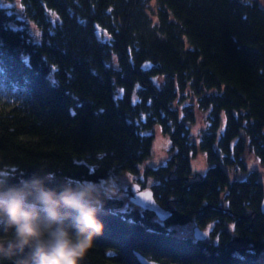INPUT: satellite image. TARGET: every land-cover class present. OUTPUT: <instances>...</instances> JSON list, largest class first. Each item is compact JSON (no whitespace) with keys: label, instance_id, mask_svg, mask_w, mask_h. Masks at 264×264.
I'll return each instance as SVG.
<instances>
[{"label":"trees","instance_id":"16d2710c","mask_svg":"<svg viewBox=\"0 0 264 264\" xmlns=\"http://www.w3.org/2000/svg\"><path fill=\"white\" fill-rule=\"evenodd\" d=\"M158 123L172 155L136 181L166 221L122 198ZM247 151L264 164V0L0 1V171L120 180L83 264H264L260 174L230 182L223 167L246 170ZM191 222L209 238L179 229Z\"/></svg>","mask_w":264,"mask_h":264},{"label":"clouds","instance_id":"9594fccd","mask_svg":"<svg viewBox=\"0 0 264 264\" xmlns=\"http://www.w3.org/2000/svg\"><path fill=\"white\" fill-rule=\"evenodd\" d=\"M120 180H75L41 167L0 171V264H83L104 228L99 214Z\"/></svg>","mask_w":264,"mask_h":264},{"label":"rangeland","instance_id":"374dc122","mask_svg":"<svg viewBox=\"0 0 264 264\" xmlns=\"http://www.w3.org/2000/svg\"><path fill=\"white\" fill-rule=\"evenodd\" d=\"M5 1V0H0ZM34 28V27H33ZM35 29V28H34ZM201 116L198 120V122L194 125L192 128V134L194 142L197 145L196 151L191 155L190 158V165L194 172L198 173L199 176L204 175L209 167V162L207 160V155L205 151L200 147L199 140H200V128L201 126ZM151 133L154 135L153 143H152V149H151V155L148 159L144 160L139 164V173L138 174H128L122 177V182L125 187H132L134 184L137 183L136 179L138 178H145V169L147 167H157L161 164H165L168 159L172 155V151L170 150L171 143L169 135L163 132L161 124H156L154 128L152 129ZM245 160H246V166L247 169L244 170L241 166H233V165H226L223 164L224 169L226 170L229 181L232 182L234 180L239 179H246L248 177V174L252 170H257L260 174V180L264 185V164L261 163V161L249 151L245 154ZM153 182V178L148 177V183L151 184ZM225 192V191H224ZM132 194L124 193L122 198L124 199L125 206L127 207H136L134 203L131 202L130 197ZM224 193L222 194V202L226 206L227 203L223 198ZM197 225L194 222H191L185 226L180 227L179 229L181 231H184L185 233H188L193 237L194 228ZM211 225L208 227L203 228L204 230L208 231L210 230ZM210 240V239H209ZM262 259H264V255H262Z\"/></svg>","mask_w":264,"mask_h":264},{"label":"water","instance_id":"95a60500","mask_svg":"<svg viewBox=\"0 0 264 264\" xmlns=\"http://www.w3.org/2000/svg\"><path fill=\"white\" fill-rule=\"evenodd\" d=\"M132 192L133 194L131 195L130 200L136 206L140 207L141 209L153 212L161 221H166L171 217L172 211L162 207L157 202L152 189L143 190L141 189V186L136 183L132 186ZM261 209L264 212V198ZM194 236L197 240H205L208 234L206 231H203L199 226H197L194 229ZM237 240L239 241L240 238L238 237ZM135 254L141 264H163L160 261L150 259L139 252H136Z\"/></svg>","mask_w":264,"mask_h":264}]
</instances>
